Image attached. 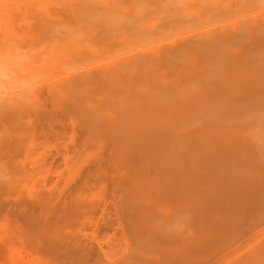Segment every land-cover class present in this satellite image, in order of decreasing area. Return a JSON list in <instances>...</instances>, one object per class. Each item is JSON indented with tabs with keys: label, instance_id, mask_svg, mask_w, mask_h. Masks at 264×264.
Returning a JSON list of instances; mask_svg holds the SVG:
<instances>
[{
	"label": "bare ground",
	"instance_id": "obj_1",
	"mask_svg": "<svg viewBox=\"0 0 264 264\" xmlns=\"http://www.w3.org/2000/svg\"><path fill=\"white\" fill-rule=\"evenodd\" d=\"M0 127L52 260L264 264V0H0Z\"/></svg>",
	"mask_w": 264,
	"mask_h": 264
},
{
	"label": "rangeland",
	"instance_id": "obj_2",
	"mask_svg": "<svg viewBox=\"0 0 264 264\" xmlns=\"http://www.w3.org/2000/svg\"><path fill=\"white\" fill-rule=\"evenodd\" d=\"M43 86H44V85H42V87H43ZM42 87L40 88V91H42V93H41V92H40V93H41L42 95H43V93H44V95H45V94H46V92H45V91H46V87H45V86L43 87V88H45V89H42ZM41 89H42V90H41ZM26 116H27V117H26ZM66 117H67V116H64V115H63V117H59V120H58L59 123H56L57 121H55L54 123H52V122H47V123H44V124L42 123V124H41L40 122L38 123V121H37V122H34L32 116H31V114H25V113H24V115H23V120H24V122H25V120H27L26 123H24V124L31 126L30 128L34 131L35 136H38V135H39V136L41 137V133L47 131V130H46V129H47V124H49V125L51 124L50 126H52V124H54V125L52 126V132H53V133H54V132H58V131L61 132V130H62V131H65L64 133L69 132L68 130H71V129H70V128H71L70 126H71L72 124L70 125L69 121L66 122V120H68ZM62 122H63V124H62ZM30 123H31V124H30ZM55 124H56V126H55ZM64 124H66L65 127H63ZM33 125H34V126H33ZM43 125H45V127H43ZM62 125H63V126H62ZM73 125H74V124H73ZM73 125H72V130L75 131V133H74V139H73V140H74V143H76V142H75V141L77 140L76 138L79 137V133H78V135H77V132H79V130H78V128H77V127H78L77 125H76V126L74 125V128H73ZM37 126H38L39 128H38ZM58 126H60L61 129H60V128H57ZM53 127H54L55 129H54ZM62 128H65V129L69 128V129H68V130H65V129H62ZM0 129H1V127H0ZM38 129H39V130H38ZM57 129H58V130H57ZM76 129H77L78 131H77ZM44 130H45V131H44ZM54 130H55V131H54ZM9 131L11 132V134H10V133L8 134L6 131H4L5 133H4V132H1L3 135L0 133V134H1V135H0V138H1L0 141L3 140L4 138H2V137L5 136L8 140L11 141V143L14 142V141L17 142V139H16L15 136L13 135V131H11V130H9ZM74 131H73V132H74ZM35 132H36V133H35ZM62 133H63V132H62ZM7 134H8V135H7ZM37 134H38V135H37ZM6 135H7V136H6ZM12 135H13V136H12ZM54 135H55V134H54ZM75 135H76V136H75ZM8 137H9V138H8ZM51 138H52V137H51ZM58 138H59V141H58V142L56 141V138L51 139L52 141H54V142H53V147L55 146L56 149H55V147L53 148L52 146H51V147H52L54 150H53L52 148H46V149L44 150V152H43V151L41 152V155H42V156H43V153L47 154L48 156H52V155L54 156V154H55L56 156H54V157H53V156L50 157V159L52 158V160H53L55 157L60 156V152L57 153V151H60V150H61V148H62V146H63V141L60 140V137H57V139H58ZM12 139H13V140H12ZM23 140H26V139H22L20 142H22ZM4 141H5V142L2 141V142H3L2 145L4 146L5 149H3L2 146H0V151H1V152H0V161L2 160V161L0 162V163H1V164H0V168H1V166H2V168H5V171H7V169H12L13 167L16 168V169H12V171L9 170L8 172H9L10 174H9L8 172H5V173H4L2 170H0V173H2V172H3L4 174L8 173V175L6 174V175H7L6 177L4 176L3 173H2L3 175L1 174L2 176L0 177V181H1V182H0V188H1V190H0V198H1V196H2V198L0 199V204L2 205V207L0 206V207L2 208V210H1L0 213L4 214L5 217L8 216L9 219H10V222L8 221L9 219L6 220V221H4L5 218H4L3 216H1L2 214H0V216H1V217H0L1 220H2V218H4V219H3V222L0 221V222H2V223H0V226H1V228H2V225H1V224H3V223L5 222L6 224L4 223L3 228L5 229V231H6V230L8 231V232L6 231L7 233H9V234L6 233L5 237H6V236L8 237V235H10V236H14V237H11V238H10V236H9L8 239H9L10 241L8 242V241H7V237H6V239H5V238H4V235H2V236L0 237V238H1L0 240H2V239L4 238L3 243L9 244L10 246H12V245L14 244V247H11V248L14 249V250H12L11 248H9L8 245H7V248H8L10 251L5 250V249H7V248H4V249L2 250V246H1V247H0V249H1V250H0V264H8V263H11V264H17V263H20V264H21V263H23V262H24L23 264H28V263H29V264H32L33 262H31V261H35V262H36V261L38 260V262H39V260H40L41 257H42L43 259L46 258L45 260H46L47 264H50L51 261H53V262H51V264H53V263H54V264H58V263L63 264L64 262L66 263V261H67L68 264H72V263H73V264H76V263H78V264H79V263H80V264H86V262H87L88 260H81V261H80V260H77V261H75V260H66V261H62V260H52V257H51V256H46V254H45V253L43 252V250H42V247H41V246H40V247L38 246V245H41V243H40V244L38 243L39 241H37L38 239L36 240V237H35V240H34V238H32V237H28V236H26V234H25V226H26V225H25V224H24L25 226L22 225V223H24V222H22V221L19 222V219H20L19 217H20V216H19L18 209L16 208V207L18 206V204L24 202V200H22V199L27 198V196H26V192H27V191H26V188L24 187V183H23V180H24V178H23V177H24L23 169H24V168L22 167L21 160H20V159L22 158V156H23V155H22V152H23V151H20L21 148L19 149V146H17V145H20V144H17V145H16L17 147L14 149L13 152L10 151V148H11V147H10V148H8V147L10 146L11 143H10L9 146H8V144H7V140L4 139ZM10 141H8V142H10ZM22 143H25V141L22 142ZM57 143H59L60 145H58ZM4 144H5V145H4ZM12 144H14V143H12ZM12 144H11V145H12ZM0 145H1V144H0ZM51 145H52V144H51ZM5 146H6V147H5ZM22 146H23V145H22ZM59 146H60L61 148H60ZM20 147H21V146H20ZM1 148H2V149H1ZM7 148H8V149H7ZM17 148H18L19 150H18ZM23 148H24V146H23ZM56 150H57V151H56ZM67 150H68V152H70V151H69V150H70V146H69V144H67ZM7 151H8V152H7ZM17 151H20V152H21V153L19 152L20 154H18V156H17V154H16V153H18ZM61 151H62V150H61ZM5 152H6V153H5ZM11 152H12V153L15 152V153H14V156H13V154H12ZM9 153H10V154H9ZM51 153H52V155H51ZM53 153H54V154H53ZM7 154H8V155H7ZM11 154H12V155H11ZM45 154H44V155H45ZM10 155H11V156H10ZM15 155H16L17 157H16ZM7 156H9V157H7ZM12 156H13V157H16V158H18V159H17V160H14V159H16V158H13ZM19 156H20V157H19ZM11 157H12L13 159H12ZM10 159H12V160H10ZM47 159H48V160H47ZM47 159H46L47 162L50 161L49 158H47ZM6 160H7V162H6ZM9 160H10V161H9ZM14 162H16V163H14ZM52 162H55V161H52ZM56 162H57V161H56ZM17 163L19 164L20 167H19L18 165H16ZM4 165H5V166H4ZM11 165H12V166H11ZM14 165H15V166H14ZM6 166H7V167H8V166H9V167L11 166V167H10V168L8 167V168L6 169ZM16 166H18V167H16ZM2 168H1V169H2ZM18 168H19L20 170H19ZM17 169H18L19 172L17 171ZM3 170H4V169H3ZM62 173H65V171H63ZM15 174H16V175H15ZM18 174H19L20 176H19ZM53 174H54V173H52V175H53ZM12 175H14L13 178H11ZM62 175H63V174H62ZM65 175H66V174H64V176H65ZM48 176L51 177V173H50ZM53 176H54V175H53ZM3 177H4L6 180H5ZM7 177H8V178H7ZM9 177H10V178H9ZM50 177H49V179H52V177H51V178H50ZM8 179H9V181H7ZM13 179H14V180H13ZM19 179H20L21 181H20ZM47 179H48V178L46 177V180H47ZM68 180H69V179H68ZM73 180L75 181V179H73ZM73 180H72V182H74ZM5 181H7V183H6ZM11 181H12V182H11ZM70 181H71V180H70ZM70 181H69V182H70ZM14 182H15V185H14ZM69 182H68V184H69ZM72 182H70V183H72ZM12 183H13V184H12ZM21 183H23V185H22ZM60 183H61V182H60ZM10 184H11V185H10ZM19 184H21L24 188H21V187L19 186ZM68 184H67V185H68ZM9 185H10V186H9ZM13 185H14V186H13ZM17 185H18L19 187H17ZM6 186H7V187H6ZM8 186H9V188H8ZM68 186H69V185H68ZM3 187H4V188H3ZM5 187H6V189H5ZM2 188L5 189V191H3ZM7 188H8V189H7ZM10 188H11L12 190H11ZM15 188H16L17 190H16ZM21 189H23V190H21ZM10 190H11V191H10ZM18 190H19V192L17 193ZM12 191H13V193H12ZM25 191H26V192H25ZM14 192H15V194H14ZM22 192H23V193H22ZM24 192H25V193H24ZM3 193H4V194H3ZM16 193L18 194V196H17ZM1 194H3V195H1ZM19 194H20V195H19ZM23 194H24V195H23ZM4 195H5V198H4V200H3ZM22 195H23V196H22ZM27 195H28V194H27ZM9 196H10L11 198L8 199L7 197H9ZM14 196L17 197V198H15V199L12 198V197H14ZM24 196H25V197H24ZM18 198H19V199H18ZM1 200H2V201H1ZM10 200L14 202V205H13V204H12V205L10 204V203H11ZM14 200H15V201H14ZM21 200H22V202H21ZM2 202H4V203H2ZM5 203L7 204V207H6V208L12 210L13 212L16 211V212H15L16 215H14L15 213H14V214H11V213H13V212L11 211V213H10V210L7 209L8 212H9L11 215H13L12 218H11V216H9L10 214L7 215V214L4 212V210L6 209V208H5L6 205L3 206V204H5ZM16 204H17V205H16ZM11 206H12V207H11ZM9 207H10V208H9ZM15 208H16V210H15ZM13 209H14V210H13ZM5 211H6V210H5ZM5 214H6V215H5ZM17 215H18V218H17ZM14 216H16L15 219H17V220H15V222H14ZM7 221L9 222L8 225H10L11 222H13V224L16 223V222H18L19 224L21 223V224H20V227H21V225H22L23 228H24V230H21V231H23V234H22L21 231H19L20 229H22V227L20 228V227L17 226L18 228L15 229L16 225L13 227V224L10 225L11 227H10V226L5 227V226H7V223H8ZM3 228H2V229H3ZM6 228H8V229H6ZM10 228H11V229H10ZM19 228H20V229H19ZM13 229H15V231L18 230L19 232H21L20 234H22L23 236L20 235V234H18L17 232H16V233H17L18 235H20V236H15L16 234H15V231H14ZM0 231H1V229H0ZM3 231H4V230H3ZM11 231H12V232L14 231V235H13V233H12ZM1 233H2V231H1ZM1 233H0V235H1ZM4 233H5V232H3L2 234H4ZM11 233H12V235H11ZM2 237H3V238H2ZM17 237H18V238H17ZM19 237H21V238H19ZM23 237H24V238H23ZM33 237H34V235H33ZM30 238H31V239H30ZM11 239H12L13 241H14V239H15V240H16V239H18V240H19V239H22V240H21V241L19 240V241H20V244H19V243H18V240H17L16 242L14 241V243H13V241L11 242ZM23 241H24V242H23ZM26 241H27L28 243H27ZM36 241H37V242H36ZM25 242H26L27 245L25 244ZM29 242H31V243H29ZM3 243H2V241H0V244H1V245H2ZM10 243H13V244L11 245ZM17 243H18V245H20V246H18V245H17V246L20 247V248L22 249V251H18V250H19L18 247L15 248V246H16ZM22 243L25 244V245H23ZM36 243H37V246H38V247L35 248ZM6 244H4L5 247H6ZM21 244H22V245H21ZM31 245H32V246L34 245L33 248L36 249V252L39 251V252H38L39 254H38V253L36 254V256L38 255V256H37L38 258L35 256L37 260H35V259H34L35 257H33V256L31 255V254L35 255V253H36L35 251H34V252H31V251H33V248H32ZM4 246H3V247H4ZM21 246H22V247H21ZM24 246H27V247H28V246H31L32 250L29 251V252H26V249L24 248V250H25V252H24V251H23V247H24ZM27 247H26V248H27ZM17 248H18V249H17ZM28 248H29V250H30V247H28ZM21 249H20V250H21ZM11 250H12V251H11ZM15 250L17 251V253H16ZM27 250H28V249H27ZM10 252H11V253H10ZM18 252H20V253H19L20 256L18 255ZM23 252H24V253H23ZM12 253H13V254H12ZM22 253H23V256L21 257ZM25 253L30 257L29 259H28V256H27ZM43 253H44V255H43ZM8 255H9L10 257H9ZM13 255H14V256L16 255V257H14ZM41 255H43V256H41ZM26 256H27V257H26ZM39 256H41V257H39ZM17 257H18V258H17ZM19 257H20V261H21V262H20V261H19V262L17 261V259L19 260ZM31 257H32L33 260H30ZM47 257H48V258H47ZM13 258H14V259H13ZM15 258H16V259H15ZM22 258H23L24 260H23ZM42 258H41V260H40L39 263L41 264V262H42V264H46V262H44V260L42 261ZM48 259H49V260H48ZM11 260H12V262H11ZM15 260H16V261H15ZM50 260H51V261H50ZM9 261H10V262H9ZM14 261L17 262V263H15ZM29 261H30L31 263H30ZM48 261H49V263H48ZM58 261H61V262H58ZM73 261H74L75 263H74ZM83 261H84V262H83ZM91 261H92V260H91ZM91 261H88L87 264H88L89 262H90V264H93V263L98 262V261H99V264H100V263H101V264H105L103 261H105L106 264H107V262H108V264H109V263L112 264L114 260H113V261H112V260H103V261H102V260H93L92 263H91ZM27 262H28V263H27ZM35 262H34L33 264H39L38 262H36V263H35ZM62 262H63V263H62ZM69 262H72V263H69ZM81 262H82V263H81ZM102 262H103V263H102ZM65 263H64V264H65ZM95 264H96V263H95ZM97 264H98V263H97Z\"/></svg>",
	"mask_w": 264,
	"mask_h": 264
}]
</instances>
